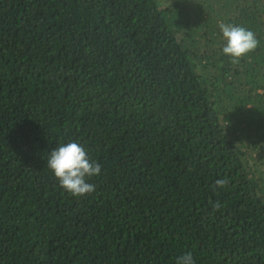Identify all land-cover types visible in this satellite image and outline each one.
Wrapping results in <instances>:
<instances>
[{
  "label": "trees",
  "instance_id": "trees-1",
  "mask_svg": "<svg viewBox=\"0 0 264 264\" xmlns=\"http://www.w3.org/2000/svg\"><path fill=\"white\" fill-rule=\"evenodd\" d=\"M221 22L257 48L232 63ZM72 140L102 166L86 197L47 167ZM185 251L264 264V0H0V264Z\"/></svg>",
  "mask_w": 264,
  "mask_h": 264
},
{
  "label": "clouds",
  "instance_id": "clouds-1",
  "mask_svg": "<svg viewBox=\"0 0 264 264\" xmlns=\"http://www.w3.org/2000/svg\"><path fill=\"white\" fill-rule=\"evenodd\" d=\"M218 27L226 41L221 51L234 64L259 44L256 34L241 25L221 22ZM47 167L58 181V186L76 198L86 197L96 190V185L89 180L100 176L102 168L99 162L89 157L85 146L76 140L61 143L52 149L47 158ZM228 184L227 177L217 178L212 189L215 192ZM209 203L214 211L221 207L219 201L210 200ZM175 264H196V260L191 251H185L176 257Z\"/></svg>",
  "mask_w": 264,
  "mask_h": 264
}]
</instances>
